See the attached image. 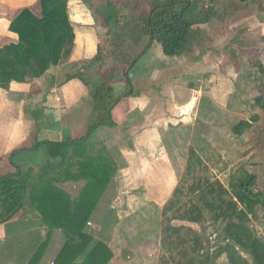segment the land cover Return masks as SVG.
Masks as SVG:
<instances>
[{
    "label": "crops",
    "instance_id": "crops-1",
    "mask_svg": "<svg viewBox=\"0 0 264 264\" xmlns=\"http://www.w3.org/2000/svg\"><path fill=\"white\" fill-rule=\"evenodd\" d=\"M201 1L205 11L211 6L217 15L209 24L197 27L200 37L190 53L168 57L161 48L162 53H150L142 62L139 56L148 38L138 45L128 43L133 46L128 54L137 60L130 72L137 97L118 106L124 104L114 127L104 125L88 135L96 118L92 89L79 79H67L69 66L92 62L108 39L107 28L97 29L83 4L68 5L76 34L71 55L30 84L14 83L10 91L0 88V178L21 174L28 183L24 208L0 223V264L57 261L67 235L61 229L49 233L31 194L38 185L51 182L75 203L88 184L91 163H96L95 168L104 164L114 169L90 219L92 225L88 223L85 231L110 248L113 258L109 264H186V221L174 216L167 220L175 210L171 203L180 181L165 135L194 129L199 121L222 109L218 102L223 92L212 82L225 75L224 70L229 76L241 75V66L237 68L225 54L234 40L244 46L241 64V53L251 50L247 35L264 44V0ZM121 75L113 83L119 96L126 87ZM254 79L246 76L247 86L254 85ZM257 81L262 91V80ZM236 89L235 103L241 102L240 88ZM83 139L84 147H72L66 162L63 155L50 154L52 144ZM44 142L50 145L35 148ZM32 239L34 249L30 251ZM8 243V250L1 248ZM44 243L38 260L35 254ZM201 248L193 251L198 257L189 264H202L205 251ZM219 253L211 264H232L228 254Z\"/></svg>",
    "mask_w": 264,
    "mask_h": 264
},
{
    "label": "trees",
    "instance_id": "trees-1",
    "mask_svg": "<svg viewBox=\"0 0 264 264\" xmlns=\"http://www.w3.org/2000/svg\"><path fill=\"white\" fill-rule=\"evenodd\" d=\"M241 1L247 3L252 0ZM146 4V10L141 12L139 6L128 7L110 3L107 13L103 16L108 30V39L93 60L98 61L97 66L105 65L107 57L116 58L115 51H121L128 42L138 45L144 37L149 38L150 41L146 50L154 44H160L166 56L181 57L190 53L198 42L200 32L197 27L209 24L217 15L211 6L205 11L201 6V0H147ZM68 5L69 0H41L40 16L30 9H24L13 20L9 30L18 38V41L0 47V88L2 90L10 91L14 83L30 84L40 79L52 67L60 65L64 58L71 55L75 47L76 34L70 20ZM243 47V43L236 39L226 49V56L237 68L241 66L240 50ZM136 61L132 60L127 65L128 73L125 80L129 89L119 97L115 96L112 87L108 84L95 81L88 76L94 62L85 63L81 68L80 66L68 67V81L79 79L92 89L96 118L88 135L104 125L116 126V108L127 98L137 95L130 77ZM256 66L260 68L259 73L262 77V95L256 98V106L264 110V66L262 63H257ZM259 121L260 117L257 115L249 121H240L233 128L235 136H243ZM85 144L86 139L52 144L50 154L53 157L61 154L66 162L72 147H84ZM45 145L50 143H38L35 148ZM91 166L87 174L88 184L75 203H72L71 197L64 190L51 182L38 185L31 194L32 199L36 197L35 208L40 212L42 222L49 229V233L61 229L67 235V242L54 264H109L113 258V253L106 243L95 240L85 231L101 195L114 176V169L104 164L95 168L96 163L95 166L91 163ZM108 170L109 173H107ZM257 182L256 175L242 172V175L234 178L231 183L237 201L230 202L228 209L224 208L226 202L223 199H220L216 205L208 204L215 211H219L216 215L217 220L222 217L229 218V210H232L239 220L238 223L232 222L228 228L229 232L227 231L235 241V247L230 245L219 253L220 256L228 254L232 264H249L251 261L248 258L240 256L244 252L254 258V264H264V244L255 239L246 224L250 214L256 215L257 206L260 204L264 206L263 194L255 192ZM27 184L21 174L0 178L1 224L8 222L24 208ZM178 192L179 189L175 197ZM222 195H230V192L222 189ZM239 204H242L244 209H239ZM175 205L176 203L172 201V208L176 207ZM200 212L198 215L190 214L191 217L181 216L180 218L199 223L203 215ZM195 241L194 250L197 252L202 245L199 238H195ZM46 243L42 244L35 254L38 260L42 256Z\"/></svg>",
    "mask_w": 264,
    "mask_h": 264
},
{
    "label": "rangeland",
    "instance_id": "rangeland-1",
    "mask_svg": "<svg viewBox=\"0 0 264 264\" xmlns=\"http://www.w3.org/2000/svg\"><path fill=\"white\" fill-rule=\"evenodd\" d=\"M69 2L73 3L74 6L76 4L87 6L89 17L94 19L99 30H103L106 26L103 16L107 13L111 2L128 7L139 6L141 12H144L147 8V0H69ZM24 9H30L40 16L41 0H0V47L16 41L17 37L10 32L9 27ZM82 17L85 19L84 14ZM80 19H82L81 16ZM231 33L232 31H230L229 37ZM228 36H224V39H227ZM245 39L250 44L248 50H251L241 53L243 54V63L240 69H238L241 75L239 77H236L234 74L229 76V73L224 70L225 75L220 78L217 76V80L212 82L213 85L216 83L218 88L216 90L223 92L221 93L223 98L218 102L222 109L209 119L204 118L203 121H199L198 125L194 127L195 130L193 128L191 130L181 129L171 132V134L168 132L165 135L164 141L173 154L177 176L180 181L179 192L175 199H173L176 207H174L175 210L172 216L167 220H170L173 216L176 219L181 216H186V218L188 216L191 217L190 214L198 215L200 210V214L203 213L199 223L184 220L186 221V264H189L191 260L198 257L193 252L196 246L195 238L200 239L201 249L205 251L204 256L201 255L200 258L202 264H211V260L220 250L228 248L230 245L235 247V241L229 236L228 228L232 222L238 223L239 220L234 216L232 210H229V218L222 217V219L217 220L216 215L219 211H215V209L208 205L209 203L216 205L220 199H223L226 202L224 208L228 209L230 202L237 201L233 193L234 188L231 187L234 178L240 177L242 172L243 174L250 173L256 175L258 182L255 192L263 194L264 197V110L256 106V98L262 95L261 91L258 90L257 81L262 80V77H260L259 73L260 68L256 64L258 60L260 61L258 63L262 62L264 64V44L259 43L258 39H254L250 35H247ZM128 43L124 45L121 51H115L116 58L107 57L106 59L108 60L105 59V65L97 66L98 64L96 63L98 61H92L94 62V66L88 75L94 78L95 81L108 84L112 87L114 93L113 83L116 82L120 74H122V80L126 86L121 92L124 91L125 93L129 89L125 80L128 73L126 68L134 60L132 57L135 55L128 54L130 51L132 53L133 50L132 44ZM145 45L146 43L142 44L143 51L139 56V60H142V62H144L142 58L150 53L154 55H157L158 51L162 53L160 44H154L147 50ZM82 65L78 64L80 68ZM248 75H251L252 78H257V80H253L254 85L252 86H247L245 77ZM218 80H220L219 83ZM237 87L238 89L240 88L241 102L235 103L233 98ZM115 96L119 97L116 93ZM133 97H137V95L131 96L127 100ZM93 103H95L94 99ZM125 103L126 101H124ZM121 107H117L115 110V116L118 119H120L123 113V108ZM87 108L88 104L86 102L85 111H87ZM256 115L260 117V121L254 124L253 128L243 136H235L233 128L240 121H249ZM222 189L230 192V195H222ZM239 209H244V206L239 204ZM164 224H167V222H164ZM246 224L255 239L264 244L263 205L257 206L256 215L250 214L249 219L246 220ZM33 239L32 241L30 240L28 246V250L30 251L34 249ZM10 245L11 243H8L5 247L1 248H4L6 251ZM240 256L254 262V258L246 252L241 253Z\"/></svg>",
    "mask_w": 264,
    "mask_h": 264
},
{
    "label": "built area",
    "instance_id": "built-area-1",
    "mask_svg": "<svg viewBox=\"0 0 264 264\" xmlns=\"http://www.w3.org/2000/svg\"><path fill=\"white\" fill-rule=\"evenodd\" d=\"M92 224L91 223H89V226H91Z\"/></svg>",
    "mask_w": 264,
    "mask_h": 264
}]
</instances>
